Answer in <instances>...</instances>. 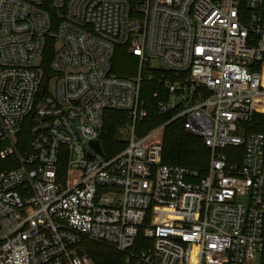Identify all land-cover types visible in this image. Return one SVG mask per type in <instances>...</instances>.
Masks as SVG:
<instances>
[{"label": "built area", "instance_id": "obj_1", "mask_svg": "<svg viewBox=\"0 0 264 264\" xmlns=\"http://www.w3.org/2000/svg\"><path fill=\"white\" fill-rule=\"evenodd\" d=\"M122 48L133 76L114 73ZM144 83L171 118L137 135ZM107 111L128 135L113 154L100 142ZM255 115L264 0H0V264H94L84 240L129 262L139 237L151 246L136 264H264ZM174 121L210 150L206 176L162 163L156 135Z\"/></svg>", "mask_w": 264, "mask_h": 264}, {"label": "trees", "instance_id": "obj_2", "mask_svg": "<svg viewBox=\"0 0 264 264\" xmlns=\"http://www.w3.org/2000/svg\"><path fill=\"white\" fill-rule=\"evenodd\" d=\"M54 50L55 42L48 40L43 59L46 72L49 71V63L53 58ZM136 71L137 61L135 58L129 56L125 49H120L114 61V73L120 77H130ZM159 90L160 87L155 83H144L142 85L141 97L145 102L148 116L142 123L137 124V135L153 131L171 118L170 115L161 117L157 113L158 103L161 100H166L165 98L154 97V94ZM124 121L125 117L121 112L107 111L105 113L104 126L100 135V142L105 153H117L116 151L112 152V148L121 142L119 129ZM256 121H259V123H254ZM247 127L249 132H264V117L255 115ZM23 134L26 140H29L27 129ZM156 137L163 143L162 163L164 165L179 166L197 171L202 177L207 175L211 152L201 138L190 134L183 128L181 121H174L157 133ZM235 150L229 148L225 152L230 154ZM237 150L241 152L243 149ZM5 169H7L6 162H1L0 172ZM149 246H151L150 241L139 237L135 247L130 251V254L134 257L129 262H127V254L118 252L103 244L86 240L80 244L79 251L87 255L94 264H136L135 258L141 253L142 249Z\"/></svg>", "mask_w": 264, "mask_h": 264}, {"label": "water", "instance_id": "obj_3", "mask_svg": "<svg viewBox=\"0 0 264 264\" xmlns=\"http://www.w3.org/2000/svg\"><path fill=\"white\" fill-rule=\"evenodd\" d=\"M92 146L96 149V151H97L99 154L103 155L102 150H101L100 145H99L98 142H94V143H92Z\"/></svg>", "mask_w": 264, "mask_h": 264}, {"label": "rangeland", "instance_id": "obj_4", "mask_svg": "<svg viewBox=\"0 0 264 264\" xmlns=\"http://www.w3.org/2000/svg\"><path fill=\"white\" fill-rule=\"evenodd\" d=\"M119 135H120V138H122V137L127 138L128 137V135H123L121 133H119Z\"/></svg>", "mask_w": 264, "mask_h": 264}]
</instances>
